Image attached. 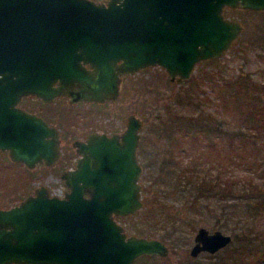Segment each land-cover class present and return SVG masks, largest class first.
Segmentation results:
<instances>
[{"label": "water", "instance_id": "1", "mask_svg": "<svg viewBox=\"0 0 264 264\" xmlns=\"http://www.w3.org/2000/svg\"><path fill=\"white\" fill-rule=\"evenodd\" d=\"M225 7L259 11L264 0H0V108L11 105L10 119L0 114V148L26 166L41 157L52 165L57 130L15 107L20 97L113 101L122 76L150 65L185 80L239 36L241 25ZM139 126L130 114L119 136L89 137L82 153L92 167L85 159L63 172L62 197L37 187L0 209V264H131L165 255L160 239L128 235L113 217L142 205ZM230 242V234L199 226L188 254L215 253Z\"/></svg>", "mask_w": 264, "mask_h": 264}, {"label": "rangeland", "instance_id": "2", "mask_svg": "<svg viewBox=\"0 0 264 264\" xmlns=\"http://www.w3.org/2000/svg\"><path fill=\"white\" fill-rule=\"evenodd\" d=\"M223 14L238 20L241 25L239 36L232 41L220 57L209 62L205 60L197 62L189 78L180 81L169 80L168 75L162 68L149 66L124 79L117 100L105 106L84 104L74 106L70 105L65 98H58L51 102L49 114L54 123L61 127L63 132L61 144L63 143L64 146L69 147L70 139L67 133L71 130H77V113H108V119L103 120L101 124L107 125L110 122L114 129L123 127L125 117L128 114H133L140 120L138 130L144 136V155H146V158L147 156L150 157L152 160L150 163L160 164L164 159L163 157L167 155L164 154V149L172 146L169 145L171 142L165 145L169 136L159 131L161 111L170 107L171 112H176V115L188 113L195 116L197 113V116H195V118H198L197 120L201 119L203 114L208 113L215 118L213 124L217 120H219V124L220 121L224 120L228 123L231 122L229 123L230 126H236L235 129L240 128L244 132L241 135L244 139H254L252 142L256 151L251 150L252 154L249 157L247 156V159L253 164L251 165L253 168L248 172L242 165L229 162L228 159L231 157L226 155L231 151L226 145L227 139L222 132L219 134L204 132L203 134H195L193 132L192 135L188 134L181 137L180 132L173 131L172 137L174 138L172 140H175V136L177 138L175 145H173L174 156L180 159V163L183 165L196 163L198 178L203 176L213 178L219 175L223 179L230 176L236 180H242L248 174L252 177V180L264 182V123L262 125L260 119L258 125L257 123H255L256 125L252 124L254 122L251 121V123L249 121L248 123L245 122L243 116L247 111L244 110L243 114H238L236 110L231 109V102L225 98L226 89L224 87L226 80H237L238 77H242L246 83L253 85L251 92L256 91L258 94L237 96L242 101L250 100L252 99L251 96H254L256 107L253 103L247 108L244 107L252 110L249 116L255 118L259 113L253 115V109L264 108V10L251 12L239 8H224ZM185 90H189V94L192 96L190 100L200 103L195 105V109L189 106H185L187 109L184 106H176L175 101L183 98V96L176 97L177 91L184 93ZM94 115L95 118L98 117L97 114ZM103 117L106 119L105 116ZM237 125L241 127H237ZM224 128L225 126L221 124V130ZM212 138L217 142L207 146V140ZM249 149L252 148L242 150L244 152L245 150L250 151ZM148 158L145 161H148ZM231 159L234 160V158ZM259 161H262V165L259 164ZM18 168L13 166L11 171H17L16 173L20 175L21 172ZM150 171L148 173L146 169V174L149 176L143 178L141 200L146 202L145 206L142 204L136 213L117 220L123 225L128 234L135 233L145 237L152 235L151 237L158 239L163 237L162 242L167 247V253L163 256H142L132 264H208L209 260L214 257H209L207 253L203 252L195 257L188 254L189 247L193 243V235L199 226L205 227L208 231L219 229L224 233H228L231 235L232 241L233 233L241 232L243 230L241 223L246 220L248 225L253 227V233L264 234V212H260V209L256 211L252 209L249 212L244 209L245 211H243L239 207H234V204L236 206L237 204L243 205L240 202L242 200H235L234 198L226 200L201 199L192 205L191 195L186 193L180 195L178 191L171 190L168 184L161 182L158 179L159 177L154 176L156 175L154 170ZM43 183L49 188L50 192L61 190L62 186L58 180V169L56 167L48 169V174L44 177ZM26 184H20L17 187L18 195L27 190L26 186L29 183ZM163 190L166 193L168 192L167 197L163 196ZM8 191L11 192V190ZM16 191L7 192V195H0V203H11ZM154 196H157V201ZM159 203L169 207L170 212H173L176 219H165L163 214L157 215L150 209V206L153 205L158 207ZM139 210L141 211L138 214ZM228 210H232V214H226ZM229 212L231 213V211ZM140 214H144L145 217L140 218ZM178 214L182 217V220L185 219L183 223H179L180 229L166 230L170 222L176 224L179 222ZM217 222H224L226 224L225 228H218L216 226ZM219 253H223L222 250Z\"/></svg>", "mask_w": 264, "mask_h": 264}, {"label": "trees", "instance_id": "3", "mask_svg": "<svg viewBox=\"0 0 264 264\" xmlns=\"http://www.w3.org/2000/svg\"><path fill=\"white\" fill-rule=\"evenodd\" d=\"M248 11L254 12V10ZM213 60L214 58L205 61L209 62ZM238 78L239 79L237 80H226L224 84V87L226 89L225 98L226 100H229L231 102V109L236 110L238 114H243V111L246 110L247 113L244 114L243 119L247 123L249 121V123L254 122L252 124L256 125L255 123H257L258 125L260 123L259 119L261 121V124L264 123V108L261 107V109H253V115H257L259 113V116H254L255 118H251L249 116V113L252 110L246 109L252 103L254 107H256L254 96H251L252 99L244 101L240 100L237 97L238 95L248 94L258 95L256 91L251 92V89H253L252 84L246 83L242 79V77ZM176 95V97L178 98L182 96L183 98H185H182L184 101L181 98L175 101L177 107L189 106L195 109V105L200 104L193 100H190L192 96L189 94V90H185L184 93H182L181 91H177ZM185 109H187V107H185ZM161 113L162 116L160 114V132L170 137H172L173 131H178V133L180 132L181 137H184L188 134L192 135L193 132H195V134H203V132L219 134L222 132L223 134H225L227 139L226 145H228V149L231 151L226 156L234 158V160L229 158V162L231 164L237 163L238 165H242L245 169H247L248 172L253 168L251 166L253 164L250 162V160L247 159V156L249 157L250 154H252L251 150H253V152L255 150L253 148L252 142L254 139H244L241 136L244 132L241 131L240 128L235 129L236 126H230L229 123L231 122L228 123L224 120L222 122L220 121L219 124V120H217L216 123L213 124V120L215 118L208 113L203 114L201 119L199 120H197L198 118H195V116H197V113L195 116H192V114L190 115L188 113L176 115V112H171L170 107L165 108V110H162ZM221 124L225 126L223 130H221ZM237 127L241 126L237 125ZM173 138L174 137H172L171 139L169 138V140H172ZM176 140L177 138L175 136L174 141ZM216 142L217 140H213V138L208 139L206 145L211 146ZM246 148L252 149H249L250 151L245 150L243 152L242 149ZM168 150L169 148L167 149V152H164V154L166 153L167 155L164 156V159H162V161L160 162V167L154 170L156 174L154 176L159 177L158 179L161 182H165V184H168L171 190H174L175 192L178 191V194L181 195L182 193H186L191 195L192 205L198 200L200 201L201 199L226 200L228 198H234L235 200H242L240 202L243 203V205L237 204V206L236 204H234V207L236 208L239 207L243 211L247 210L248 212L252 209H255V211L260 209V212H264V182L254 181L248 174L245 175L242 180H236L234 178H231L230 176L223 179L219 177V175H216L213 178H205V176L198 178V169L196 163L192 162L183 165L180 163V159L174 156L172 150ZM232 152L236 154H233ZM256 161L258 162V160ZM259 164L262 165V161H259ZM163 194V196L167 197L168 192L166 193L163 190ZM154 199L157 201V196ZM142 202L145 206L146 202H144V200H142ZM150 209L153 210V212H155L157 215L163 214L165 219H176V217L173 216V212H170L169 207H166L165 204L160 205L159 203L158 207H155L153 205L150 206ZM140 211L141 210L138 211V214L140 213ZM229 211H231V213ZM222 212L224 213L223 208ZM226 214H232V210H228V212L226 211ZM141 217H145V215L140 214V218ZM178 219L179 222H177V224L170 222V225L166 230H179V223H183L185 219L182 220V217L179 214ZM216 226L218 228H225L226 224L224 222H217ZM241 227L243 230H241V232H234L232 235V241L228 245L214 254H208L209 257H214L212 260H209L208 264H264V234L253 233V227L249 226L248 221L246 220L245 222L243 221L241 223ZM160 240L162 241L163 237H161ZM221 250L223 253H219Z\"/></svg>", "mask_w": 264, "mask_h": 264}, {"label": "flooded vegetation", "instance_id": "4", "mask_svg": "<svg viewBox=\"0 0 264 264\" xmlns=\"http://www.w3.org/2000/svg\"><path fill=\"white\" fill-rule=\"evenodd\" d=\"M225 8H229V7H225ZM207 60H210V59H207ZM150 66H158V65H150ZM147 67H149V66H147ZM158 67H160V66H158ZM140 70H142V69H140ZM138 71H135L133 73H137ZM133 73H130V74H127V75H124L121 77L120 82H119V87H118L119 94L116 97V99L113 101H103V102L76 101V102L72 103V102H70L68 95H66V96H64V95L55 96L51 101H47V102L43 101L40 97H37L34 94H29V95H25V96L20 97L18 102H16L14 104L15 107H18L27 113L36 115L37 117H39L40 119L45 121L47 124L52 125L56 128L57 133H58V148H59L60 153L52 165H47L46 163H44V158L41 157L39 160L34 161L31 166H26L22 161L11 160L9 155H8V150L6 148H4V149L0 148V179L2 178V180H0V195H7V192H9L8 190H11V192H13V191H16L17 187L20 186V184H25V183L28 184L29 183V185L26 186L27 188L25 187L27 190L24 191L22 194L18 195L17 191L15 192V195L13 196L14 199L11 203H9V204H5L3 202L0 203V209L9 208V207L17 204L19 201H21L22 199H24L28 195L33 194L34 189L37 187H45L49 194H55L58 197H62L63 193L67 189L66 186L64 185L63 178L61 177L62 173L67 171V170L75 169L77 162H78V165H82L83 161L85 159L88 160L87 168L92 167L90 164L91 157H88V156L86 157V155L84 156V154L82 153L83 152V149H82L83 145L88 144L87 139L89 137H96V135H104L105 137H109L111 135L119 136L122 132V129L125 127V123H126L128 115H130V114H128L125 117L123 127H120L118 129H114V128H112V124L110 122L107 123V125L101 124V122L103 120L108 119V113H105V114H102L100 112L99 113L96 112L93 114L77 113V115H78L77 116L78 119H76L77 120V123H76L77 124L76 125L77 130L76 129L71 130L67 133V134H69L68 138L70 139V142H69V147H66V146H64L63 143L61 144V140L63 138V132L61 130V127L58 126L57 123H54V121L50 118L51 117L49 114L50 103L53 102L55 99L65 98L70 105H74V106L81 105V104L105 106V105L112 103V102L117 100V98L120 95L121 84H122L123 80L126 79L127 77H129L130 75H132ZM10 112H11V105L9 103H5L4 106H2L0 108V114H2L3 117H5L6 115H10ZM94 114H97L98 117L95 118ZM102 116H105L106 119H104V117L102 118ZM6 117L8 119L11 118L9 116H6ZM106 126H108V127H106ZM47 138H48V136L46 135L45 139H47ZM169 138L171 139L172 137L169 136L166 139L165 145H166V143L171 142L170 145H172V146L169 148L168 151H170V149H171L173 152V149H174L173 145H175V141L168 140ZM144 142H145L144 136L141 133H139V130H137V143H136L135 153H136V161L140 167V171H139L138 176H137V183L139 185L138 191H139V195H140V200H141V194L143 192V178L146 176H149L148 174H146V169L149 173V172H151L150 170H155V169L160 167V164H154V162L150 163V161H152V160L150 159V157L148 158V156H147V158L149 160L145 161L147 158H146V155H144V151H143L144 150ZM95 144H97L98 146L100 145L98 140H96ZM42 147H43V140L41 141V148ZM167 149L168 148L164 149L165 150L164 152H167ZM148 153L150 154V152H148ZM13 166L19 167L18 169L21 172L20 175H18L16 173L17 171H15V172L11 171ZM53 167H56L58 169V180L60 182V185L62 186L61 190H58V192H54V191L50 192L49 188L43 183L44 177H46L48 174V169L53 168ZM11 192H9V193H11ZM84 195L87 196V194H84ZM141 203L143 204L142 200H141ZM136 211L134 213H136ZM128 215H130V214L114 215L113 217L116 220V222H118V220H117L118 218H123V217L128 216ZM118 223L121 224L120 222H118ZM122 227H123V225H122ZM123 231L126 234H128L125 231L124 227H123ZM133 234L139 236V234H135V233H133ZM140 236H143V235H140ZM148 237H151V236H148ZM200 253H203V252H200ZM204 253H207V252H204ZM207 254H214V253H207ZM152 255H154V254H152ZM142 256H150V255H140L139 257H142ZM139 257H137L136 259H138ZM11 264H16V263H11Z\"/></svg>", "mask_w": 264, "mask_h": 264}]
</instances>
